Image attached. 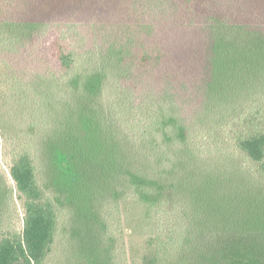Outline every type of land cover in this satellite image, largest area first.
I'll list each match as a JSON object with an SVG mask.
<instances>
[{
	"label": "trees",
	"instance_id": "16d2710c",
	"mask_svg": "<svg viewBox=\"0 0 264 264\" xmlns=\"http://www.w3.org/2000/svg\"><path fill=\"white\" fill-rule=\"evenodd\" d=\"M32 2L59 8L66 28L85 22L89 48L85 56L69 50L65 29L40 39L65 97L56 113L49 102L34 109L9 157L11 182L0 179V204L14 190L22 209L21 231L0 236V264H47L60 228L75 264H116L118 222L109 209L125 194L160 205L162 225L165 206L176 213L174 228L147 242L139 264H264V126L254 116L264 95V0ZM0 25L20 46H33L36 24ZM138 81L159 87L167 104L146 109L143 145L156 137L186 141L190 127L170 103L182 110L186 97L213 105L260 94L247 115L253 128L232 138L234 155L252 168L149 172L132 152L136 144L117 131ZM39 127L48 128L43 136Z\"/></svg>",
	"mask_w": 264,
	"mask_h": 264
},
{
	"label": "rangeland",
	"instance_id": "374dc122",
	"mask_svg": "<svg viewBox=\"0 0 264 264\" xmlns=\"http://www.w3.org/2000/svg\"><path fill=\"white\" fill-rule=\"evenodd\" d=\"M6 1L3 0L2 4L0 3V24L12 19L22 26L30 22L37 25L33 46L29 44L20 46L24 41L18 44L16 34H11L9 28L0 25V125H2L0 127V179L11 182L7 165L11 153L20 148V146L17 147L18 143L25 139L21 126L30 118L35 108L39 109V112L42 111L46 102L51 105L50 113H56L58 107L63 105L62 100L65 97L61 89V78L55 72L53 73L51 65L47 64L49 54L46 50L41 51L40 39H44V35L49 31L54 35L65 29L67 32L63 41L66 38V47L76 51L77 54L84 53L85 56L86 49L89 48V35L85 22L78 23L79 26L75 28L74 26L66 28L64 19L67 15L61 14L59 8L57 11L53 6H46V8L38 7L39 5L32 6L34 4L32 0H10L9 3ZM43 24H47L46 28ZM42 45L44 46L45 43ZM138 82L134 90L135 95L131 100V110L125 111L124 114L118 112L117 131L122 136L127 135L130 144H136L137 149L132 152L137 159L140 156V160L149 172H154L156 169L160 174V166L163 172H170V167L173 165L176 167L175 173L187 167L200 170L216 168L218 174L248 172V169L252 168L247 159L239 154L234 155L235 147L232 138L234 133L244 134L253 128L251 124L254 119L253 116L248 117V113L250 109L252 113L255 112L256 101L260 94L254 97L227 99L224 103L218 101L213 105L196 102L193 98L186 97L183 100V111L181 105L179 108L175 102L170 103L173 112L183 115L185 123L190 127L186 141L181 145H173V142H164L160 137H156L143 145L141 136L145 133L143 119L146 109L150 107L157 113L160 112V105H162L166 111L167 104L160 101L159 87ZM143 94L149 95L150 100L146 102ZM255 98L256 101L253 102ZM260 105L261 109L254 115L255 122L259 123V126H264V95ZM47 129V127L43 129L39 127L38 135L43 136ZM148 135L146 132L145 138L149 137ZM148 150L153 155H146ZM6 198L8 201L0 204V236L10 231L19 232L22 229V209L15 198V191L12 190ZM117 205L116 208L114 206L109 209L112 214L115 212L118 222L115 236L113 235L114 262L139 264L147 242H152L151 239L155 237L160 240L162 230L168 233L167 231L174 228L176 213L169 208V205L165 206L166 218L162 225L160 224L162 223L160 222V205L156 208L154 206L148 208L127 194L119 199ZM61 230L63 229H59L51 247L47 264H75Z\"/></svg>",
	"mask_w": 264,
	"mask_h": 264
}]
</instances>
